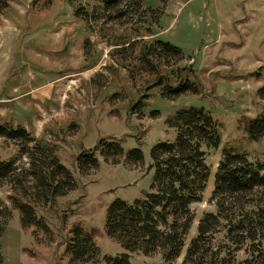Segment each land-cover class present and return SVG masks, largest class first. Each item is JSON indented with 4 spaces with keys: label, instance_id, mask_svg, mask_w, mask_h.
I'll return each mask as SVG.
<instances>
[{
    "label": "rangeland",
    "instance_id": "1",
    "mask_svg": "<svg viewBox=\"0 0 264 264\" xmlns=\"http://www.w3.org/2000/svg\"><path fill=\"white\" fill-rule=\"evenodd\" d=\"M79 1L10 0L0 14V122L22 124L50 143L78 180L76 188L38 207L48 231L22 227L19 211L13 210L1 236L4 264H69L64 240L76 223L93 232L101 253L124 250L105 232L106 207L118 197L131 201L148 188L149 150L158 140L174 138L165 119L181 106L204 105L222 132L220 146L207 156L211 176L202 200L192 204L190 235L201 214L214 208L209 197L222 144L234 142L252 158L263 156L264 139L248 140L243 118L264 109L257 93L264 82V0H142L121 18H111L100 0ZM85 2L96 10L90 20L74 14V6ZM122 33L146 39L157 35L179 46L183 58L178 64L193 67L201 91L169 99L154 86L147 91L143 112H131L152 76L131 81L111 55L110 43L122 41ZM151 108L159 110L157 115L150 114ZM105 136L122 140L125 151L140 143L144 161L128 165L121 157L116 162L113 156H99L97 167L79 173L77 152ZM18 145L0 137V158L13 155ZM8 192L7 185L0 187V197L10 204ZM131 257L135 264L162 261L158 252L137 251Z\"/></svg>",
    "mask_w": 264,
    "mask_h": 264
},
{
    "label": "trees",
    "instance_id": "2",
    "mask_svg": "<svg viewBox=\"0 0 264 264\" xmlns=\"http://www.w3.org/2000/svg\"><path fill=\"white\" fill-rule=\"evenodd\" d=\"M9 2L0 0V14ZM100 2L104 9H110L111 18H121L133 13L134 5L140 7L142 0ZM157 10L162 11V7ZM74 14L86 20L97 15L88 2L75 5ZM146 28L151 30L150 26ZM143 35L122 33V41L110 43L111 55L115 54L118 64L127 69L131 81L135 82L138 75L152 76V80L147 79L146 92L131 104V112H143L147 91L154 86L160 96L169 99L201 91L202 82L194 75L193 67L178 64L183 58L179 46L157 35L151 39ZM257 93L264 99V82ZM158 112L156 108L150 110L152 116ZM165 121L174 128L175 136L151 146L146 166L147 173L152 171L148 188L131 201L113 199L105 210V232L124 250L101 253L93 232L76 223L64 240L68 263L135 264L131 253L139 251L158 252L162 261L152 264H172L180 256L179 264H264V152L262 158H252L234 142L222 144L209 197L214 208L201 214L190 235L195 220L192 204L202 200L211 176L207 156L220 146L222 132L211 110L199 104L181 106ZM243 130L250 141L264 139V109L255 115H244ZM0 137L19 144L13 155L0 158V187L8 186L10 201L8 204L0 197V264H4L1 236L13 210L19 211L22 227L48 231V222L38 207L76 188L78 180L56 149L22 124L0 122ZM140 146L139 143L125 151L122 140L100 137L93 146L80 148L75 156L76 167L85 174L99 165V156H113L116 162L121 157L123 163L135 165L144 161ZM18 160L20 163H16Z\"/></svg>",
    "mask_w": 264,
    "mask_h": 264
},
{
    "label": "water",
    "instance_id": "3",
    "mask_svg": "<svg viewBox=\"0 0 264 264\" xmlns=\"http://www.w3.org/2000/svg\"><path fill=\"white\" fill-rule=\"evenodd\" d=\"M257 68H258V70H260V69L263 68V66L262 65H259Z\"/></svg>",
    "mask_w": 264,
    "mask_h": 264
}]
</instances>
